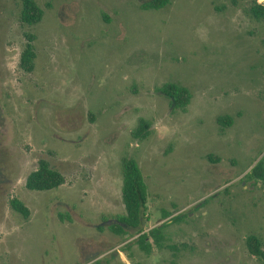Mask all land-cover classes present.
Masks as SVG:
<instances>
[{"label":"rangeland","instance_id":"374dc122","mask_svg":"<svg viewBox=\"0 0 264 264\" xmlns=\"http://www.w3.org/2000/svg\"><path fill=\"white\" fill-rule=\"evenodd\" d=\"M35 1L43 19L31 27L21 0H0V264H264L247 246L257 237L264 252V181L246 178L264 159L255 0H170L159 11L142 9L151 0ZM28 44L31 73L20 67ZM167 83L191 92L185 111L158 92ZM224 115L230 128L217 124ZM141 118L143 142L132 137ZM125 156L148 187L144 232L168 223L151 255L137 231H110L125 215ZM40 161L63 175L60 187L27 188Z\"/></svg>","mask_w":264,"mask_h":264},{"label":"trees","instance_id":"16d2710c","mask_svg":"<svg viewBox=\"0 0 264 264\" xmlns=\"http://www.w3.org/2000/svg\"><path fill=\"white\" fill-rule=\"evenodd\" d=\"M254 1L250 9L251 16L258 20L264 21V5ZM22 8L20 12V21L29 26H36L42 22L43 11L35 0H21ZM170 0H151L144 5L145 11H159L166 8ZM31 38V37H30ZM36 58L34 48L28 44L21 55L20 67L28 72H33L35 68L34 60ZM158 92L171 100L174 110L185 111L189 105L192 95L188 88L176 83H167L158 89ZM217 124L223 128H230L233 125V118L228 115L220 116ZM151 124L145 119H139L137 128L132 132V137L140 142L145 141L151 135ZM123 188L122 198L125 206V215L117 218V222L110 226V231L116 235L127 234V229H133L140 233L137 240L138 247L145 254L151 255L153 250H163L168 241L166 228L168 223L144 232V225L150 221L148 215V187L145 182L143 173L138 161L134 157L125 156L122 161ZM247 179L264 181V159L260 161L246 176ZM64 183L63 175L51 168L47 161H40L38 169L33 172L27 179V188L31 191L46 192L60 187ZM16 211L28 216L29 211L22 203L15 201L13 203ZM169 213L164 212L163 218L167 219ZM62 220L64 217H60ZM182 218H174V222H179ZM152 241V243H150ZM247 246L251 255L258 258H264V252L261 249L260 241L257 237H249Z\"/></svg>","mask_w":264,"mask_h":264},{"label":"water","instance_id":"95a60500","mask_svg":"<svg viewBox=\"0 0 264 264\" xmlns=\"http://www.w3.org/2000/svg\"><path fill=\"white\" fill-rule=\"evenodd\" d=\"M262 4L264 5V0L262 1Z\"/></svg>","mask_w":264,"mask_h":264}]
</instances>
